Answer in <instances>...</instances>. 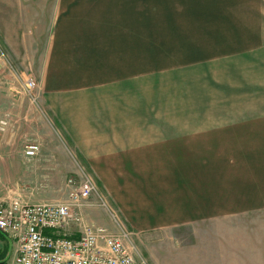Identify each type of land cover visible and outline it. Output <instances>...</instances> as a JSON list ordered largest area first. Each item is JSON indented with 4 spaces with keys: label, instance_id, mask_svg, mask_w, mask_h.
<instances>
[{
    "label": "crops",
    "instance_id": "1",
    "mask_svg": "<svg viewBox=\"0 0 264 264\" xmlns=\"http://www.w3.org/2000/svg\"><path fill=\"white\" fill-rule=\"evenodd\" d=\"M26 1L56 9L49 18V34L41 33L46 20L40 25L32 17L26 27L13 10H0L1 37L11 54L25 61L38 88L34 99L19 91L17 82L6 78L0 53V110H5L0 121L8 123L0 147L9 146L18 112L25 108L26 117L32 116L37 100L41 113L53 118L140 232L187 225L192 242L185 246L178 238L172 241L175 264H264V114H148L141 91L146 79L139 70L132 75L136 42H131L123 15L106 14V8L224 4ZM25 3L0 0V8ZM195 118L221 125L218 130L177 126ZM14 164L13 173L19 176L23 162ZM10 198L0 189V202Z\"/></svg>",
    "mask_w": 264,
    "mask_h": 264
},
{
    "label": "rangeland",
    "instance_id": "2",
    "mask_svg": "<svg viewBox=\"0 0 264 264\" xmlns=\"http://www.w3.org/2000/svg\"><path fill=\"white\" fill-rule=\"evenodd\" d=\"M22 1L26 3L0 10L8 14L13 10L26 27L32 17L40 25L46 20L41 33L49 34V18L56 8ZM211 2L224 5L106 8V14L124 16L131 42H136L132 75L139 70L140 78L146 79L141 91L146 95L148 114H264V0ZM0 53L6 60V78L34 99L38 88L30 92L24 86L28 79L34 80L33 74L27 73L25 61L11 54L1 34ZM35 101L34 114L26 117L25 108L22 114L19 111L9 146L0 147L3 196L13 199L20 193L21 200L29 204L66 202L68 180L89 177L96 192L81 209L86 222L121 236L134 249L140 264H175L178 258L172 241L176 243L178 238L185 246L192 242L187 225L140 232L132 223L133 217L108 195L53 118L42 114ZM4 113L0 110V119ZM220 123L195 118L181 120L177 126L218 130ZM3 134L0 132V138ZM31 145H38L40 151L34 160L27 161L25 152ZM18 161L23 164L16 176L14 162Z\"/></svg>",
    "mask_w": 264,
    "mask_h": 264
},
{
    "label": "built area",
    "instance_id": "3",
    "mask_svg": "<svg viewBox=\"0 0 264 264\" xmlns=\"http://www.w3.org/2000/svg\"><path fill=\"white\" fill-rule=\"evenodd\" d=\"M36 87L32 79L25 82L27 91ZM7 125L1 120L0 132ZM39 151L31 145L25 154L34 158ZM68 187L66 202H0V264H140L121 236L84 219L81 209L96 192L94 181L71 178Z\"/></svg>",
    "mask_w": 264,
    "mask_h": 264
}]
</instances>
